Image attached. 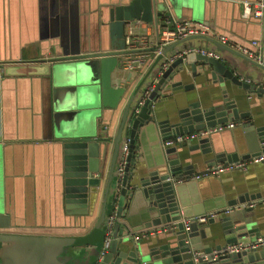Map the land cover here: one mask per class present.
Listing matches in <instances>:
<instances>
[{
    "label": "water",
    "instance_id": "95a60500",
    "mask_svg": "<svg viewBox=\"0 0 264 264\" xmlns=\"http://www.w3.org/2000/svg\"><path fill=\"white\" fill-rule=\"evenodd\" d=\"M167 1L105 0L96 7L98 28L95 32L99 36L96 44L62 43V48L58 45L60 49L52 56H45L47 52H43L42 57L33 60L0 61V73L6 77L45 76L53 86L52 116L48 115V122L52 138L62 147L56 181L58 201L64 212L72 217L90 216L100 205L95 224L90 226L89 218L82 223L84 234L69 236L15 231V223L3 212L0 201V264L19 261L28 264L26 260L29 264H62L61 258L67 248L84 245L95 250V257L89 264H264V247L226 251L232 243L253 240L259 235V228L264 227V212L258 213L254 206L237 207L228 214L209 219V223H219L215 231L200 228V223L193 219L187 226L182 221L212 209L235 206L256 195L243 192L225 199L223 193L216 192L215 185L207 184L202 190L196 180L175 182L188 173L189 166L181 165L187 154L179 151L177 145H164L171 136L235 121L241 124L230 129V141L225 140L220 131L199 137L188 149L200 148L210 165L264 152V125L242 121L249 113L237 107L241 99L239 92L223 87L221 99L194 98L188 91L192 85L183 82L185 66L189 65L195 76V62L199 60L229 79L232 85L255 90L261 96H264V87H256L235 75V70L242 69V61L230 59V66H227L221 58L194 51L177 56L161 72L158 70L151 75L152 67L139 77L145 68L142 64L133 78H130L132 72H128L124 79L127 84H119L123 77L118 69H122L125 56L155 49L153 46L128 47L126 24L143 21L157 25L158 12L166 7ZM183 2L194 10L195 1ZM245 19L262 20L254 15ZM195 37L212 41L219 50L229 51L230 58L236 56L256 64L248 56L205 35L188 36L166 44L154 64L167 52L171 55L181 52L188 47L186 41ZM252 40L264 48L260 40ZM177 44H183L182 48H176ZM178 90L188 92L181 93L176 100L183 106L159 119L154 102L166 92L180 94ZM60 91H67L65 99L69 97L70 104H61ZM120 110L113 135L107 126ZM67 114L72 118L68 123L63 120ZM125 137L128 138V153L119 177L116 163ZM112 213L111 240L101 256ZM151 230L153 233L144 235L149 237L147 243L141 241L144 236L133 237L138 232Z\"/></svg>",
    "mask_w": 264,
    "mask_h": 264
},
{
    "label": "crops",
    "instance_id": "0c3cea01",
    "mask_svg": "<svg viewBox=\"0 0 264 264\" xmlns=\"http://www.w3.org/2000/svg\"><path fill=\"white\" fill-rule=\"evenodd\" d=\"M104 1L0 0V61L33 60L42 57L43 52H47L45 56H52L55 50L60 49L62 43L96 44L99 37L95 32V29L98 28L96 7ZM191 1L196 2L194 10L183 0H168L166 7L158 12L157 25L143 21L128 22L125 31L126 40H129L127 46L131 48L154 46L158 27L162 17L166 15L175 20L208 23L207 25L212 30L225 35L234 42L248 44L251 39H258L264 46V14L261 21L252 22L245 19L247 16H242L240 0ZM100 39L106 38L100 36ZM186 44L217 51L220 53L221 61L227 66H230V59L242 61L240 64L242 69L235 70V75L240 79L248 77L254 85L256 82L264 85V70L259 65L240 60L236 56L230 58L229 51L219 50L212 41L202 37L191 38L186 41ZM182 46L183 44H177L176 48L180 49ZM158 54L160 53H156V51L142 50L131 57L125 56L124 60L141 57V64L143 63L145 66L139 75L142 77L152 67L151 75L156 74L160 70L161 64L171 55L170 52H167L154 64ZM136 63L139 64L135 62L134 65ZM195 65L196 75L192 76L190 66L187 65L183 78L184 83L192 85L188 91L194 98L200 100L221 99L223 87L228 90L233 89L239 92L241 97L237 105L239 111L249 113L242 121L251 120L256 125H264V96L258 95L255 90L232 85L229 79L223 78L211 66L204 65L199 60L195 62ZM1 67L2 64H0V69ZM118 71L123 77L119 84H124L128 72H132L130 78H133L138 70L136 67L128 69L125 61L122 69H118ZM146 80L148 81V78ZM52 88L53 86L45 76L6 77L0 73L1 207L3 212L9 215L10 221L15 223L13 229L17 232L81 236L84 234L82 223L90 218V226L94 225L99 216L100 205L95 214L91 212L90 216L72 217L71 214L64 212L58 201L56 173L59 170L58 160L62 156V147L52 138L48 122V115L52 116ZM178 91L180 94H176V91L163 93L154 102L159 119H163L171 110L176 111L178 106H183L176 100L181 93L188 94V92ZM58 94L62 105L70 104V101L67 102L69 97L65 99L67 91H60ZM120 113L121 110L110 120L112 124L107 126L113 135L120 120ZM69 117L70 115L67 114L63 120L68 123L67 121L72 120ZM239 124L241 123H236L233 128ZM233 128L221 130L220 135L230 141L232 139L230 129ZM197 139L183 142L181 146L177 145L179 151L187 154V157L181 160V165L189 166L186 169L188 173L181 176H189L210 165L209 159L201 154L200 148L188 149L189 146L197 142ZM189 180L198 181L202 190L207 184L215 185L216 192L223 193L225 199H231L243 192L254 194V196L258 195L249 201H256L254 208L258 213L264 212V204L261 202L264 199V162L251 163L244 171L235 169L224 172L218 177L207 176L177 183ZM204 195L207 194L204 193ZM228 206L212 210H220ZM206 212L208 211L203 213ZM199 225L200 228L204 227L208 232L218 230L219 227L218 222H205ZM258 231L259 235L257 236H264V227H260ZM148 239L149 237L145 238L144 236L141 241L147 243ZM93 248L90 245L67 248V253L61 258L62 264H89L95 257ZM27 262L29 264L28 260H26ZM20 263L22 261L16 264ZM1 264L10 263L1 262Z\"/></svg>",
    "mask_w": 264,
    "mask_h": 264
},
{
    "label": "built area",
    "instance_id": "2783aa9c",
    "mask_svg": "<svg viewBox=\"0 0 264 264\" xmlns=\"http://www.w3.org/2000/svg\"><path fill=\"white\" fill-rule=\"evenodd\" d=\"M241 6H242V16H249L254 15L255 17L262 18L264 14V1L262 0H256V1H248V0H240ZM193 35H205L212 38L217 39L218 41L226 44L227 46L233 48L234 50L248 56L250 59H252L257 65L264 67V48L257 43V41L252 40L248 44H242L238 42H234L233 40L227 38L223 34H219L217 31L212 30L207 24L202 22H195V21H188V20H175L172 17L166 15L162 17L161 24L158 27V31L155 38V45L153 46L156 51V53H160L162 48L169 43H172L174 41H177L179 39L186 38L188 36ZM129 41V40H128ZM127 41V42H128ZM129 43V42H128ZM134 48V47H133ZM137 48V47H135ZM194 51L199 52L201 54H206L208 56H213L216 58H220V53H218L215 50L201 47V46H188L185 49H183L181 52L177 54L170 55L166 61H164L161 64L160 72L165 70L168 66V64L177 56H184L187 52ZM132 55H129L131 57ZM127 64L128 69L138 68L141 66V57L139 58H131L128 60H123V63ZM135 62H138L139 64ZM122 63V65H123ZM243 81L247 83H251L250 79L248 77H242ZM253 84V83H251ZM256 87H264V85H261L259 83H255ZM148 93V89L145 91V95ZM145 95L139 100V104H141L145 98ZM244 122V121H243ZM237 122L231 121L223 124H216L214 126L205 127L200 130L192 131L189 133H183V134H177L174 136H171L167 138L164 141V145L172 146V145H178L182 144L183 142L191 141L192 139L207 136L211 133L218 132L221 130H224L226 128H232ZM238 124V123H237ZM128 153V138H124L122 141V146L120 150V155L117 159L116 163V170L119 177H121L123 173V169L126 163V155ZM255 162H264V152H261L257 155L250 156L248 158L239 159L236 161H230V162H217L213 165H207L202 170L191 174L189 176H181L178 177L175 182H182L187 179H199L207 176H220L224 172L232 171L235 169L238 170H246L248 165ZM260 202V201H259ZM261 202L264 204V199L261 200ZM256 204V201H249L246 203H238L236 206H228L224 209L220 210H212L208 211L203 214L194 215L191 217L184 218L182 221L185 226L188 225L191 219L199 222V223H205L209 219L217 218L218 216L228 214L232 212L237 207H245V206H254ZM110 221L108 223L107 230L105 232L103 245L100 249V255H104L107 248L109 247V243L111 240L110 233L112 229V219L114 218V214H110L109 216ZM147 233H153V230L151 231H142L138 232L133 235L134 239H138ZM264 247V236H257L253 240H250L248 242H235L227 246L226 251L227 252H234V251H240V250H250V249H256ZM206 258V256H205Z\"/></svg>",
    "mask_w": 264,
    "mask_h": 264
}]
</instances>
